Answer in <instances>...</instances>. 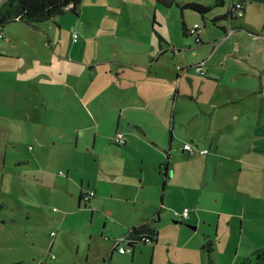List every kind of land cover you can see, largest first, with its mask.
<instances>
[{"label": "rangeland", "instance_id": "obj_1", "mask_svg": "<svg viewBox=\"0 0 264 264\" xmlns=\"http://www.w3.org/2000/svg\"><path fill=\"white\" fill-rule=\"evenodd\" d=\"M181 9L157 0H83L79 14L68 11L38 29L19 21L6 28L8 41L0 40V264H201L209 242L215 264H235L264 247V144L243 133L234 137L242 145L230 147L233 114L224 113L221 97L216 110L205 105L218 75L194 72L220 43L216 70L220 54L241 45L227 55V66L254 51L264 78V41L244 27L221 42L223 33L208 17L190 10L183 16ZM252 9L260 32L264 6ZM183 21L201 25L211 46L185 35ZM158 57L178 73L193 71L177 80L173 70L152 63ZM158 90L169 92L161 100V106L170 102L168 119L153 117L144 137L132 126L134 98L157 97ZM176 111L181 116L174 122ZM118 132L129 146L115 144ZM186 142L210 151L192 157ZM167 152L172 177L165 175ZM89 181L106 185L107 193L91 208L79 207ZM186 208L190 219L178 221L175 213ZM153 218L157 243L113 252L114 240Z\"/></svg>", "mask_w": 264, "mask_h": 264}, {"label": "crops", "instance_id": "obj_2", "mask_svg": "<svg viewBox=\"0 0 264 264\" xmlns=\"http://www.w3.org/2000/svg\"><path fill=\"white\" fill-rule=\"evenodd\" d=\"M206 1H208V0H206ZM4 2H6V0H0V6H2L4 4ZM187 2H198V3L204 4V5H211V4H213L214 0L208 1L207 4L203 3L202 1H199V0H184L181 3L183 5ZM247 2H250V1L246 0V3H245L246 4V6H245L246 12L244 14V17L239 19L237 22H234L233 26H240L241 25L245 28L247 27L246 29L248 30V33H250V34L260 33L261 39H259V40L264 41V26L260 28L261 31L259 32V30L257 28H255V26L252 22V20H253V16H252L253 15L252 14L253 6L254 5L264 6V5L260 4V3H253L251 6H248ZM231 3H232V0H226L225 6L223 8L214 9L212 11V13L207 17L211 21L213 19H219L220 20L221 17L228 11ZM255 10L257 11L258 7H256ZM207 17H206V19H207ZM195 24H198V23L196 22ZM187 27H188V30L191 28L188 25H187ZM216 27L219 28L218 30L219 31L221 30V32L223 33V40L221 42H224V41L228 42L227 40H229L233 36L235 31H240L239 29L236 28V30H234L231 33V35H229L227 22L225 20H220L218 22V24H216ZM6 28L4 29V32H5ZM201 28H202V26L200 25L199 34H200V38L202 40L201 44L205 45V46H207V45L209 46L211 43H208L207 40L204 38V36L201 32ZM223 29H225L227 31V34L224 32L225 30H223ZM235 35H236V32H235ZM219 36L222 37V34L219 33ZM219 44L220 43H218V47H219ZM240 46L241 45H236L234 52H232V53H239ZM218 47H216V45L213 44L210 48L209 56H205L203 58H200V60H199V64L204 62V70L206 72V75H202V76H205L209 79H212V77H213L212 75H214V74L218 75L215 78L217 81V87H216V89L213 88L214 92L211 93L210 101L207 102L205 105H208V107H211L212 109L216 110V104H217L216 100H217V98L221 97L219 104H220V106H223L224 113L225 114L226 113L233 114L232 118L230 119V121L233 122L230 124H232L233 126L227 130L228 136L226 135L229 139L231 138V140H229V145L231 148H236V147L242 145V144L238 143L237 139H235L234 137H236L237 135L241 136V134H243V133L249 135V137L251 136L252 142H254V143L261 142L262 144H264V78H263V74H262L263 71H262L261 65L257 61V59L253 56V54L255 52L254 51L250 52L248 54V57L246 58V61H243V63L241 61H239L240 63H238L237 65L232 64V65H228V66L225 63V60H226L227 55L232 54V53H228V54H222L221 53L220 57L223 60V64H222L220 69L216 70V68L214 67L213 61L216 59V56L219 55L218 52L221 48L220 47L218 48ZM160 55L165 56V57L168 56L169 50L165 49V51L163 53H161ZM162 59H164V58L158 57L157 60H152V63L154 62V64H156V66L164 67V69H166L169 72L171 70H173L174 74H176L175 77L177 80H181L182 75L191 72V70L193 68V66L186 67L185 69H184V67H182V68L178 69L180 72V73H178L177 69H174L175 67L168 68L167 66H163V64H160ZM149 69H151L150 74H151V76H153L152 75L153 74V64L149 66ZM194 72H195V69H194ZM155 73H157V72H155ZM196 74H198V73H196ZM168 76H169V79H171L170 74ZM164 78H166V77H164ZM171 85H172V82H171ZM181 92H182V88H181V86H178L176 88L175 95L173 98L174 103L176 102V107H177V103H178L179 99L181 98ZM168 95H169V92L167 90H165L163 92L161 90H158L157 97H151V96L149 97V96L141 95L139 98H134L133 104L137 105V106H135L133 108V111L135 114V119H133L132 126L134 127V129H138L142 136H144V137L148 136L149 128H151V125H153L152 123H154V122H152L153 117H155V120H157L159 123H162L164 116L168 119V104L170 102L165 106H163L164 104L161 106L162 98L167 97ZM129 103H132V102L129 101ZM150 107L154 108L153 112L148 109ZM137 110L145 111L144 114L148 115L149 118H146V120L145 119L141 120V118L136 113ZM207 110H209V109H207ZM180 116L181 115L179 113H177V111H176L175 114L173 115V117L170 118V120H174V122H176V120L179 119ZM170 120L169 121L165 120V121L170 122ZM240 124H242V127H237ZM228 126H229V124L225 125L224 129L228 128ZM171 138H170V143L172 142ZM126 141L127 142L125 145L129 146V144H131V141L129 142L128 138L126 139ZM211 143H213V142H211ZM190 144L193 145V143H190ZM193 146L198 148L195 145H193ZM211 146H213V144H211ZM211 146H210V148H211ZM183 149H184V146H183ZM198 149H200V148H198ZM168 153L169 152H167V155H168ZM207 155L208 154L203 155V156H207ZM200 156H202V155H200ZM192 157H194V156H192ZM232 159H234V158H232ZM166 176L172 177V176H169V174ZM164 183H165V188H166V182H164ZM82 186H83V184H82ZM106 187H107L106 185L93 184L92 181H89L87 184L88 190H82L79 194L78 206L81 207V205L83 204V206L85 208H91L95 198L100 197L101 195L107 193ZM88 191H95L96 194L93 197H91V199L88 202H86L83 199V195L85 193H87ZM178 221H179V219H178ZM143 223H141V224H143ZM177 223H179V222H177ZM141 224H139V225H141ZM133 227H136V226H133ZM133 227H131V228H133ZM131 228H129V229H131ZM128 230H127V232H128ZM127 232L124 234V236L127 234ZM113 242H115V240ZM135 249H136V247H135ZM114 251H117V250H115L113 248V252ZM125 254H127V253H125ZM125 254H121V255H125ZM185 263L186 264H197V262H195L194 260H187ZM201 264H208V260L206 261L204 259V261Z\"/></svg>", "mask_w": 264, "mask_h": 264}, {"label": "trees", "instance_id": "obj_3", "mask_svg": "<svg viewBox=\"0 0 264 264\" xmlns=\"http://www.w3.org/2000/svg\"><path fill=\"white\" fill-rule=\"evenodd\" d=\"M179 0H157V2L166 8H171L174 4L180 6L184 16V10H190L200 14L203 19H206L214 9L223 8L225 6L226 0H214L211 5H203L198 2H187L182 5ZM252 3H260L264 5V0H249ZM83 0H6L2 6H0V32H4V29L13 22H22L30 27L38 29V24L47 22L54 17L59 15H64L68 11L75 14H79L80 7ZM242 4L241 7H237V4ZM246 0H232V3L228 11L221 17L220 20H225L227 22L228 31L231 28L233 31L237 29L243 30V26H233V23L243 18V16H238V11L242 10L243 14L246 12ZM219 19H213L212 23L216 26ZM156 24V20H153ZM183 30L185 35H191L189 33L187 23L183 21ZM225 30V29H223ZM200 32V31H199ZM196 34L197 43H202L200 34ZM227 34V31H224ZM157 35L161 40L163 37ZM258 36V35H255ZM171 163V154L167 155V162L165 166V175L169 174ZM165 186V183H164ZM82 198V197H81ZM163 199V197H162ZM157 219L153 218L144 222L143 224L133 227L128 230L127 234L124 236L132 240V248L138 244H148V241L155 244L159 241V232L157 229ZM182 221V220H179ZM203 250L207 252L208 264H215L212 259L213 247L212 242L207 243ZM235 264H264V247L253 251L246 257L237 259Z\"/></svg>", "mask_w": 264, "mask_h": 264}, {"label": "built area", "instance_id": "obj_4", "mask_svg": "<svg viewBox=\"0 0 264 264\" xmlns=\"http://www.w3.org/2000/svg\"><path fill=\"white\" fill-rule=\"evenodd\" d=\"M241 6H242V4H240V3L237 4V7H241ZM243 15L244 14H243V11L242 10L238 11V16L241 17ZM199 31H200V25L199 24H195L193 27H191L189 29V33L191 35L198 34ZM232 32H233V30L230 28L229 29V35H231ZM74 37L76 38V35H74ZM255 38L256 39L257 38L258 39H261L260 36H255ZM0 40L8 41V39L5 38L4 32H0ZM195 72L198 73V74H200V75H206V72L204 70V62L198 64L195 67ZM114 142L117 145L124 146L126 144V142H127L126 141L125 134L122 133V132H118L115 135V137H114ZM184 151L187 152L190 156H195L197 154L206 155V154L209 153V151H207V150H203V151L198 150L197 148H195L190 143H186L184 145ZM95 194H96L95 191H88L87 193H85L83 195L84 201L88 202L91 199V197H93ZM175 216L179 220L187 221V220L190 219L189 209L186 208L182 212H176L175 213ZM147 243L152 244L153 242L147 240ZM124 244H126L127 247ZM113 248L115 250H117L121 254L128 253L131 250L134 251V249L132 248V240H130V239L126 238V237H122L121 239L115 240V242L113 244Z\"/></svg>", "mask_w": 264, "mask_h": 264}, {"label": "water", "instance_id": "obj_5", "mask_svg": "<svg viewBox=\"0 0 264 264\" xmlns=\"http://www.w3.org/2000/svg\"><path fill=\"white\" fill-rule=\"evenodd\" d=\"M170 176H172V173H171V175Z\"/></svg>", "mask_w": 264, "mask_h": 264}]
</instances>
